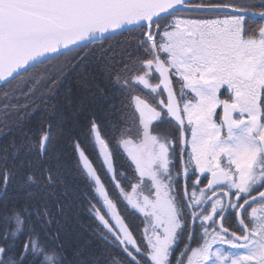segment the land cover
<instances>
[{
  "label": "snow or ice",
  "instance_id": "obj_1",
  "mask_svg": "<svg viewBox=\"0 0 264 264\" xmlns=\"http://www.w3.org/2000/svg\"><path fill=\"white\" fill-rule=\"evenodd\" d=\"M0 264H264V0H0Z\"/></svg>",
  "mask_w": 264,
  "mask_h": 264
},
{
  "label": "trees",
  "instance_id": "obj_2",
  "mask_svg": "<svg viewBox=\"0 0 264 264\" xmlns=\"http://www.w3.org/2000/svg\"><path fill=\"white\" fill-rule=\"evenodd\" d=\"M240 2L259 3V0H240ZM252 26L255 27V25H252ZM89 151H91L90 147H89ZM93 159H94V157H93ZM80 224H82L85 228L95 227V222L91 220V218L88 216L87 212H81ZM112 252H113V255L117 256L118 258L123 259L120 252L117 249H112Z\"/></svg>",
  "mask_w": 264,
  "mask_h": 264
},
{
  "label": "rangeland",
  "instance_id": "obj_3",
  "mask_svg": "<svg viewBox=\"0 0 264 264\" xmlns=\"http://www.w3.org/2000/svg\"><path fill=\"white\" fill-rule=\"evenodd\" d=\"M62 59H64V58H62ZM136 222L139 223V220H137Z\"/></svg>",
  "mask_w": 264,
  "mask_h": 264
}]
</instances>
